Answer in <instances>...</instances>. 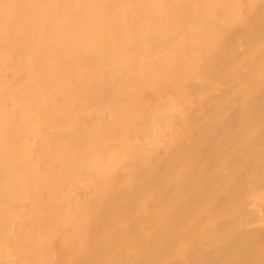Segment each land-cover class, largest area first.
Returning a JSON list of instances; mask_svg holds the SVG:
<instances>
[{
	"label": "bare ground",
	"instance_id": "bare-ground-1",
	"mask_svg": "<svg viewBox=\"0 0 264 264\" xmlns=\"http://www.w3.org/2000/svg\"><path fill=\"white\" fill-rule=\"evenodd\" d=\"M0 264H264V0H0Z\"/></svg>",
	"mask_w": 264,
	"mask_h": 264
}]
</instances>
